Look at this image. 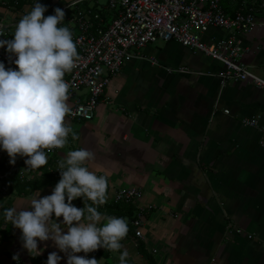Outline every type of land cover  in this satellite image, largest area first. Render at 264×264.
Returning <instances> with one entry per match:
<instances>
[{"label": "crops", "instance_id": "crops-1", "mask_svg": "<svg viewBox=\"0 0 264 264\" xmlns=\"http://www.w3.org/2000/svg\"><path fill=\"white\" fill-rule=\"evenodd\" d=\"M46 2L45 16L65 0ZM3 3V25L31 10L10 11ZM220 4L226 13L245 6L238 0ZM256 17L261 21L264 13ZM209 33L223 36L218 30ZM240 41L246 48L241 62L264 80V26ZM137 54L110 80L94 118L70 125L75 138L69 134L46 169L58 166L68 151L87 148L95 153L89 169L108 178V203L118 189L141 192L133 205L135 215L141 211V237L121 241L133 264H148L147 256L154 264H264V88L233 81L222 86L217 62L174 42L149 44ZM249 118L257 120L255 127L242 124ZM25 159L17 169L28 172L27 181L40 180L42 169L27 168ZM7 163L9 156L0 151V170ZM53 188L0 196V264H14L16 253L20 264H45L53 251L66 264L52 241L39 243L41 255L31 256L22 247L20 230L3 218L5 208H28L36 191L42 197ZM72 203L81 208L77 199ZM138 242L145 255L138 253ZM86 255L99 264H119L116 251Z\"/></svg>", "mask_w": 264, "mask_h": 264}, {"label": "clouds", "instance_id": "clouds-1", "mask_svg": "<svg viewBox=\"0 0 264 264\" xmlns=\"http://www.w3.org/2000/svg\"><path fill=\"white\" fill-rule=\"evenodd\" d=\"M47 10L35 0L19 19L12 38L0 39V48L6 49L16 65L6 68L0 61V151L7 153L12 165L18 156L26 158L29 169L46 165L47 151L63 148L69 134L76 135L66 121V116L75 113L68 102L70 84L64 77L76 67L79 53L65 24V11L56 7L45 16ZM94 159L95 153L87 148L68 151L58 163L60 179L51 194L41 197L36 191L30 207L4 209L3 218L20 230L22 247L31 256L41 255L39 243L52 241L65 254L66 264H99L100 260L86 254L100 248H123L128 221L98 210L106 203L108 178L89 169L88 163ZM77 198H82L84 207L72 203ZM128 256L126 249L121 251L119 264H128ZM12 259L20 264L19 253ZM61 260L53 251L45 264H60Z\"/></svg>", "mask_w": 264, "mask_h": 264}, {"label": "built area", "instance_id": "built-area-1", "mask_svg": "<svg viewBox=\"0 0 264 264\" xmlns=\"http://www.w3.org/2000/svg\"><path fill=\"white\" fill-rule=\"evenodd\" d=\"M18 2H21L19 7ZM40 2L49 8L46 1ZM34 3L35 0H4L3 4L10 11L19 12L24 6L32 8ZM248 3L243 2L245 6ZM249 6L226 13L220 0H103L102 4L98 0H78L73 4L70 0L63 3L60 8L65 11V24L73 33L79 53L76 67L64 77L70 84L68 102L75 113L66 116V121L69 125L91 121L110 80L138 55L140 49L156 42H174L217 62L221 70L216 76L222 86L233 81L264 88V80L241 62L246 48L242 46L240 36L256 26H264V19L258 21L256 17L257 13H264V0ZM17 23L3 25L0 22V39H11ZM210 30L221 31L223 36H214ZM0 61L5 66H16L9 60L5 48H0ZM179 71L186 72V69ZM223 113L228 114V111ZM241 122L248 127L257 125L255 118ZM61 149L46 150L48 158L56 156ZM21 159L18 156L14 165L7 163L4 171L0 170V196L8 193L3 182L9 174H16L20 181L29 178L27 171L17 169ZM57 168L53 166L47 170L57 174ZM140 197L138 189H118L110 201L134 204ZM141 218L139 211L131 223L138 238L141 237Z\"/></svg>", "mask_w": 264, "mask_h": 264}, {"label": "trees", "instance_id": "trees-1", "mask_svg": "<svg viewBox=\"0 0 264 264\" xmlns=\"http://www.w3.org/2000/svg\"><path fill=\"white\" fill-rule=\"evenodd\" d=\"M44 2L47 0H43ZM244 0H238V3L240 6L243 5ZM261 2V1H260ZM257 3V4H260ZM21 5V2H18V7ZM247 7H250L249 4L247 6H244L246 9ZM258 8V6H257ZM263 14V13H262ZM51 164V161L49 160L47 164L43 167H41V179L36 181H20L16 174H9L3 184L7 188L8 193H12L15 196H22L26 195L29 192L46 188L48 186L54 187L55 184L59 181L60 179V173L57 174H51L46 167ZM4 171V169H2ZM78 204L82 207H84V202L82 198H77ZM86 204L91 203V201H85ZM134 204H123V203H113L110 201L108 204L104 205L103 207L98 206V210L103 213L104 215H114V216H119V217H126L128 221V233L126 238L128 239H134L136 238L134 235V226H132V222L135 219V214H134ZM122 250L116 251L118 254H120ZM137 251L141 255H145L143 246L141 242L137 243ZM95 253L107 257L108 254L112 251L107 250V249H98L94 251ZM128 260V264H133L131 259L129 257L126 258ZM147 263L148 264H154L153 260L147 256Z\"/></svg>", "mask_w": 264, "mask_h": 264}, {"label": "rangeland", "instance_id": "rangeland-1", "mask_svg": "<svg viewBox=\"0 0 264 264\" xmlns=\"http://www.w3.org/2000/svg\"><path fill=\"white\" fill-rule=\"evenodd\" d=\"M67 1H69V0H65V2H67ZM98 1H99L100 4L103 3V0H98ZM56 7H60V4L56 3V5L54 6V9H55Z\"/></svg>", "mask_w": 264, "mask_h": 264}]
</instances>
